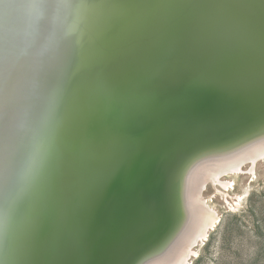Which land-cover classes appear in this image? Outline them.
Segmentation results:
<instances>
[{"label": "water", "instance_id": "water-1", "mask_svg": "<svg viewBox=\"0 0 264 264\" xmlns=\"http://www.w3.org/2000/svg\"><path fill=\"white\" fill-rule=\"evenodd\" d=\"M10 1L13 0H0V8ZM57 3L61 6L42 8L40 4L41 9L36 11L27 10L29 7L21 3L9 6L4 14L0 12L14 42V62L22 69L7 151L0 148V237L4 235L8 215L14 213L11 223L15 224L29 206L30 200L26 198H20L18 204L11 202L22 191L18 187L28 181V171L22 170L24 163H38L49 145L45 162L51 159L48 164L51 165L58 154L61 133L75 114H94L95 109L103 110L105 105L112 106L117 101L126 102L124 106L163 109L168 113L152 114L185 121H181L186 133L184 141L172 146L167 154L166 168L180 166L176 176L197 155L224 152L264 136V125H256L224 144L197 147L213 133L198 121L199 114L221 121L217 114L220 100L232 120L218 134L241 133L264 116V0H57ZM152 87L154 90L148 89ZM198 109L202 112L193 111ZM103 111L104 116H110L106 109ZM144 112L145 115L110 121L89 138L90 142L107 144L124 135L123 129L133 128L130 123L151 115ZM162 126H151L149 131L155 132ZM90 145L85 147L88 154L95 150L89 149ZM195 148L188 159L180 161ZM22 156L24 162L20 161ZM10 166L16 168L14 176L9 174ZM47 171L42 177L41 172H35L36 181L31 189ZM9 180L14 189L3 193L2 186ZM48 187L52 189L50 184ZM45 190L41 199L45 197V204L49 197L53 211L36 237L18 231L11 253L13 262L9 263L23 264L24 260L25 264H38L42 248L48 245L57 219L61 218L55 212L67 201L53 199L52 192L47 194ZM42 211L43 220L48 210L45 207ZM40 220L38 216L35 229ZM12 234L8 233L7 243ZM0 240L1 245L4 238ZM166 249L163 242L155 251L143 254L142 259Z\"/></svg>", "mask_w": 264, "mask_h": 264}, {"label": "bare ground", "instance_id": "bare-ground-1", "mask_svg": "<svg viewBox=\"0 0 264 264\" xmlns=\"http://www.w3.org/2000/svg\"><path fill=\"white\" fill-rule=\"evenodd\" d=\"M49 2L58 4L57 0H13L9 2V6L24 3L29 7L27 10L36 11L38 8L41 9L40 4L43 8V5H48ZM8 7L0 8L1 14H4ZM148 89L154 90V87ZM219 102L217 114L221 121L212 116L207 118L204 115V117L203 114H199V119L197 118L202 126L211 129L209 133L213 130L211 137L197 146L198 149L217 146L218 143L224 144L249 132L254 128L253 126L264 125L263 116L255 125L247 127L250 129H244L241 133L228 131L224 135L218 134L232 120L223 102L221 100ZM125 103L115 101L109 103L112 106L105 105L103 110L106 109L105 113L110 116H104L106 114L100 108L95 109L94 114H75L68 122L69 127L61 133L56 149L58 154L51 165H48L51 159L45 162L49 145L45 152L42 151L38 163L33 165L29 162L24 163L22 170L28 171V181L18 187L22 191L11 202L18 204L21 199H29V208H26L20 220L18 218V225L11 223L14 213L8 215L3 230L4 235L0 237V239L4 238L0 245V264H12L9 261L13 262L11 253L16 246L14 241L18 231L21 233L24 230L28 234L27 237L32 238L33 235L36 237L48 221L49 213L53 208H51V199L49 205V197H47L48 203L46 201L43 204L45 197L41 199V195L45 189L47 194L52 192L53 199L67 202L63 204L64 208L62 206L60 211L55 212H58L57 217L61 218L57 219L59 221L48 245L42 248L40 254L42 257L38 264L42 262L43 264H135L137 261H139L137 264H142L147 260L145 264H191L195 257L194 246L205 242L210 232L216 230L220 223V214L211 209L206 202L207 197L203 193L206 183L216 185L217 189L214 192L217 193V198L221 195L225 198L227 195V200L230 201L232 179L225 181L224 177L248 169L252 173L255 172L256 179L258 178L254 170L258 163L264 161V136L256 139L255 142L251 141L223 150L224 152L197 155L198 158L176 176L180 166H176V169L166 168L167 154L172 146L184 141L186 133L182 122L185 121L181 120V122L180 118L174 116L158 117L152 114L168 113L163 109L154 110L137 105L124 106ZM113 105H117L116 108ZM140 108L143 110L132 111ZM144 111H148L151 115L130 123L133 128L123 129L124 135L116 136V139L107 144L99 141L90 142L89 138L110 121L116 122L123 116L145 115ZM193 111L202 112L201 109ZM73 112L74 110L70 116ZM195 112L192 113L196 114ZM157 125L163 126L157 131L153 129L155 132L149 131L151 126ZM88 144H91L89 149L95 148L90 154L85 151ZM196 150L195 148L187 152L180 161L188 159ZM20 159L24 162V156ZM8 170L13 176L17 172L12 166ZM45 170L48 171L41 178ZM201 170L206 171L201 188H198L200 191L190 194L193 188L191 186L194 183L198 185V182H195L196 174ZM36 171L41 172V179L37 180L36 185L38 181L40 183L37 188L35 185L31 189L36 181ZM53 181L54 186H52ZM11 182L9 180L8 184L4 183L3 193L14 189ZM15 183L17 184L16 181ZM49 184L52 189L48 187ZM46 193L44 196H47ZM235 200L239 201L237 198ZM45 207L48 210L47 217L42 220L44 213L42 208L44 210ZM7 212L9 213V210ZM38 216L41 220L35 229L34 224ZM175 224L177 226L174 229ZM11 232L12 238L7 243L6 237ZM163 242L167 244L166 251L160 254L159 251L142 259L143 254L155 251ZM182 249L183 254L180 253L181 258L177 259ZM23 261L22 263L25 264L26 261ZM27 262H30V259Z\"/></svg>", "mask_w": 264, "mask_h": 264}, {"label": "rangeland", "instance_id": "rangeland-1", "mask_svg": "<svg viewBox=\"0 0 264 264\" xmlns=\"http://www.w3.org/2000/svg\"><path fill=\"white\" fill-rule=\"evenodd\" d=\"M205 171L197 172L198 185L194 183L193 190L189 188L190 194L200 191ZM254 171L257 179L256 173L248 169L224 177L225 181L232 179L230 201L227 195L217 198L216 185L206 183L203 190L206 202L220 214V223L205 242L194 246L195 257L191 264H264V161L258 163ZM180 253L183 254V249L177 259L181 258Z\"/></svg>", "mask_w": 264, "mask_h": 264}, {"label": "snow or ice", "instance_id": "snow-or-ice-1", "mask_svg": "<svg viewBox=\"0 0 264 264\" xmlns=\"http://www.w3.org/2000/svg\"><path fill=\"white\" fill-rule=\"evenodd\" d=\"M43 6L58 7L60 5ZM13 51L14 42L5 29L3 16H0V148L5 152L10 140L11 120L16 108V90L22 71L21 67L14 62Z\"/></svg>", "mask_w": 264, "mask_h": 264}]
</instances>
